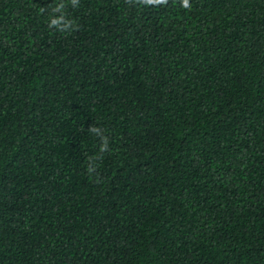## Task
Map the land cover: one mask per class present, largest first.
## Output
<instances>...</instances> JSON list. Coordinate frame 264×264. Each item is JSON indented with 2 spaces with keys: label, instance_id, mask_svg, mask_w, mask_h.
I'll list each match as a JSON object with an SVG mask.
<instances>
[{
  "label": "trees",
  "instance_id": "obj_1",
  "mask_svg": "<svg viewBox=\"0 0 264 264\" xmlns=\"http://www.w3.org/2000/svg\"><path fill=\"white\" fill-rule=\"evenodd\" d=\"M53 3L0 0V264H264V0Z\"/></svg>",
  "mask_w": 264,
  "mask_h": 264
},
{
  "label": "clouds",
  "instance_id": "obj_2",
  "mask_svg": "<svg viewBox=\"0 0 264 264\" xmlns=\"http://www.w3.org/2000/svg\"><path fill=\"white\" fill-rule=\"evenodd\" d=\"M169 0H127V3L132 4L135 3L137 5H144V6H161L167 5ZM179 6L185 10L191 9L190 0H178ZM70 3L73 7L78 6L79 0H59V2H55L48 7H40L39 12L43 14L45 11L50 10L49 16V27L55 28L57 31L60 32H70L76 28V25L73 20L68 19L66 16L65 8L66 4ZM91 132L99 134V130L95 127H90L89 129ZM106 142L102 145L101 151L106 148ZM99 159V157L90 158L91 160ZM95 171V167L90 162L88 166V172L91 175L92 172Z\"/></svg>",
  "mask_w": 264,
  "mask_h": 264
}]
</instances>
